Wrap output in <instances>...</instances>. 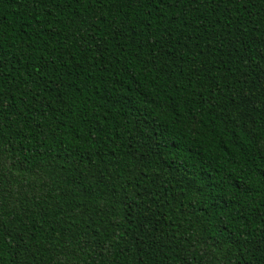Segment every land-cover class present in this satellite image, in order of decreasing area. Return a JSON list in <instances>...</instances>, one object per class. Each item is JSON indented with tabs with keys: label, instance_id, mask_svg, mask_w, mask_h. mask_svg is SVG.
<instances>
[{
	"label": "trees",
	"instance_id": "trees-1",
	"mask_svg": "<svg viewBox=\"0 0 264 264\" xmlns=\"http://www.w3.org/2000/svg\"><path fill=\"white\" fill-rule=\"evenodd\" d=\"M0 264H264V0H0Z\"/></svg>",
	"mask_w": 264,
	"mask_h": 264
}]
</instances>
